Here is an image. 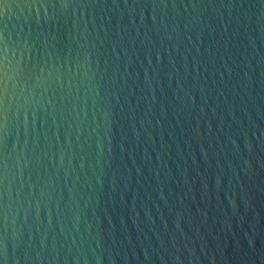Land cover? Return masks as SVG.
<instances>
[{
    "label": "water",
    "instance_id": "obj_1",
    "mask_svg": "<svg viewBox=\"0 0 264 264\" xmlns=\"http://www.w3.org/2000/svg\"><path fill=\"white\" fill-rule=\"evenodd\" d=\"M0 264H264V0H0Z\"/></svg>",
    "mask_w": 264,
    "mask_h": 264
}]
</instances>
